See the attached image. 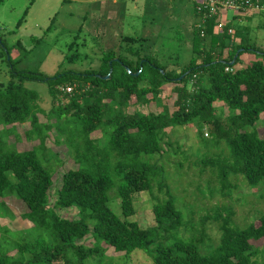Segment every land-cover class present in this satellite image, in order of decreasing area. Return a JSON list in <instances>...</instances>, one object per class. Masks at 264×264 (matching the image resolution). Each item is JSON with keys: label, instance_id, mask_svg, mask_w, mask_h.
<instances>
[{"label": "trees", "instance_id": "obj_1", "mask_svg": "<svg viewBox=\"0 0 264 264\" xmlns=\"http://www.w3.org/2000/svg\"><path fill=\"white\" fill-rule=\"evenodd\" d=\"M194 11L198 15L196 3ZM238 17L223 20L220 30V17L208 19L204 36L196 22L192 56L187 64L176 61L171 68L157 53L144 49L141 36H123L119 51H104L98 68L53 75L16 69V61L7 58L9 48L0 41L12 78H17L0 88V218H15L7 204L15 198L25 204L21 217L33 224L26 231L36 232L30 239L17 236L9 241L12 227L0 222V264H89L110 248L131 253L153 244V264H255L258 242L264 255V211L241 225L227 203L237 188L234 175L252 187H264V137L251 129L264 112V50ZM259 27L264 28V17ZM244 53L255 59L243 64ZM26 81L48 85V112L40 105L39 93L24 86ZM167 85H172V107L163 97ZM67 86L73 87L71 93ZM217 102L233 110L226 127ZM45 113L48 120L43 122ZM24 123L29 124L27 138L39 141L27 150L4 141L15 125ZM194 123L200 130L208 126L213 143L224 141L226 147L200 158L218 172V186L210 190L220 199L214 214L203 216L199 226L193 210L169 191L164 164H159L168 129ZM53 130L57 142L69 146L77 166L64 172L56 205L76 207L80 219L57 216L48 206L53 170L44 162L50 161L45 159L46 141ZM95 132L102 137H93ZM154 183L160 192L167 190V198H156L155 225L145 228L132 219L134 203L137 194L152 192ZM111 191L120 199L122 216L109 205ZM209 221L219 225L216 240L208 233Z\"/></svg>", "mask_w": 264, "mask_h": 264}, {"label": "rangeland", "instance_id": "obj_2", "mask_svg": "<svg viewBox=\"0 0 264 264\" xmlns=\"http://www.w3.org/2000/svg\"><path fill=\"white\" fill-rule=\"evenodd\" d=\"M194 6L195 0H0V41L3 40L9 48L10 55L7 58L11 56L16 61V69H38L53 75L65 69L84 71L98 68L102 53L110 50L118 52L123 36H141L144 49L157 53L160 60L171 68L176 66V61L179 66L187 64L192 56V32L194 24L199 21ZM234 14L228 11L226 21ZM260 15H242L238 21L241 25L247 24L254 44L264 50V28L259 27L264 15ZM72 55H76L79 60L68 61L67 58ZM5 56L0 47V88L12 79L17 81V78H12ZM241 58L243 64H246L255 56L244 53ZM24 86L39 93L40 105L48 112L52 100L48 85L26 81ZM171 90L172 85H167L163 94L170 107L173 103ZM216 105L221 106L217 113L221 115V122L226 127L229 112L233 113V110L221 102ZM40 118L43 122L48 120L46 113ZM2 128L0 126V130ZM253 128L264 137V112ZM28 130V123L17 124L13 133L4 137V141L21 150L30 149L38 145L39 141L29 140L26 134ZM93 137L101 138L102 134L95 132ZM213 142L215 138L210 128L205 126L200 130L196 123L168 129L163 140L165 154L159 164H164L169 191L179 198V204H185L187 209L193 210L191 215L197 226L203 216L214 214L215 205L220 199L210 190L218 186L217 170L204 166L200 160L208 152L214 154L226 149L224 141ZM46 147L45 159L50 161H45L44 167L53 170L54 182L48 206L57 216L80 219L76 207L63 208L56 205L64 172L77 167L70 155L69 146L63 142L58 143L53 130L46 141ZM233 181L237 188L227 203L234 207V221L244 225L254 221L259 212L264 211V187H252L241 176L234 175ZM166 191L164 189L160 192L159 186L154 183L152 192L137 194L134 203L136 214L132 219L141 227L155 225L153 205L156 198H167ZM114 193L111 191L113 198L109 205L116 214L122 216L120 199ZM7 204L16 215L14 219L0 218L2 225L12 227V238L9 241L17 236L33 237L36 232L26 231L32 230L33 224L21 217L25 204L15 198L8 199ZM88 223L93 224L91 220ZM206 227L214 240L219 238L217 223L209 221ZM82 242L90 244L92 240ZM155 246L153 244L149 249H136L131 253H117L110 248L104 257L93 259L89 264H153L151 250ZM256 247L260 248V254L255 264H264L262 243H256Z\"/></svg>", "mask_w": 264, "mask_h": 264}, {"label": "built area", "instance_id": "obj_3", "mask_svg": "<svg viewBox=\"0 0 264 264\" xmlns=\"http://www.w3.org/2000/svg\"><path fill=\"white\" fill-rule=\"evenodd\" d=\"M196 12L199 16L198 28L201 29V36H204L205 32L203 26L206 21L212 17H220L221 23L217 26L220 30L226 21V14L228 11H233L234 15H248V14H262L264 13V0H195ZM225 18V19H224ZM227 20H229L227 18ZM232 31L229 30V33ZM227 70H231L227 68ZM67 93L73 91L72 86L65 88Z\"/></svg>", "mask_w": 264, "mask_h": 264}, {"label": "water", "instance_id": "obj_4", "mask_svg": "<svg viewBox=\"0 0 264 264\" xmlns=\"http://www.w3.org/2000/svg\"><path fill=\"white\" fill-rule=\"evenodd\" d=\"M110 77V74L106 76V78H109Z\"/></svg>", "mask_w": 264, "mask_h": 264}]
</instances>
